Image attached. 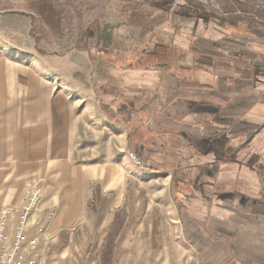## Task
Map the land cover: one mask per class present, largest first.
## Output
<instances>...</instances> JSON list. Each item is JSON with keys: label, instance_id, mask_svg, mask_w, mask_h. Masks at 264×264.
Here are the masks:
<instances>
[{"label": "rangeland", "instance_id": "rangeland-1", "mask_svg": "<svg viewBox=\"0 0 264 264\" xmlns=\"http://www.w3.org/2000/svg\"><path fill=\"white\" fill-rule=\"evenodd\" d=\"M138 13L144 22L135 26ZM210 23L222 24L229 36L263 38L264 0H0V207L20 203L36 186L40 204L50 201L42 210L47 219L66 201H84L90 193L83 207L100 214L120 193L111 179L122 178L127 204L143 195L138 174L149 168L170 175L177 204L187 191L177 184L188 177L187 169L205 166L197 156L217 165L221 154L222 164L240 166L237 140L222 143L219 151L218 143L196 141L186 132L187 114L202 123L215 113L186 102L205 96L203 87L194 96L186 90L159 96L150 71L183 55L177 87L192 83L199 74L190 65L194 54L189 51V59L172 40L175 32L193 39L194 30L207 31ZM142 74L153 80L138 82ZM172 98L181 101L174 111L179 129L169 125ZM259 145L245 151L264 150ZM191 194L202 191L191 185ZM115 209L104 238L111 239L112 251L127 216L126 205ZM251 236L254 242L253 235L237 240L245 253Z\"/></svg>", "mask_w": 264, "mask_h": 264}, {"label": "crops", "instance_id": "crops-1", "mask_svg": "<svg viewBox=\"0 0 264 264\" xmlns=\"http://www.w3.org/2000/svg\"><path fill=\"white\" fill-rule=\"evenodd\" d=\"M138 14L133 21L135 26L144 22V13ZM208 27L207 31L194 30L193 39L189 35L182 39L183 32H175L172 40L178 50L194 54L190 65L199 74L193 76L192 83L177 87L182 80L179 69L184 63L183 55L171 58L169 67L161 61L150 71L155 73L159 96L169 91L175 96L183 90L194 96L201 89L198 87H203L205 96L196 94L198 97L187 98L186 102L215 113L202 123L187 114L186 132L196 141L205 138L218 143L219 151L222 143L237 140L242 147L240 166L230 169L222 164L221 154L217 165L203 155L197 156V162L205 166L203 170L187 169L188 177L177 183L187 191H182L183 201L178 198L177 204L169 191L170 175L150 168L138 174L145 185L138 184L143 195L135 201L128 199L127 204H122V178L119 175L120 180L111 179L117 182L120 193L100 214L83 207L91 193L84 201H66L50 219L43 217L42 210L50 202L45 200L30 217L27 232L28 239L36 240L35 246L27 243V249L39 256V264H101L100 248L112 228L115 212L119 211L115 208L125 205L127 216L112 251V264H264V150L245 151L255 143L264 147V37L229 36L227 29L217 23ZM135 79L153 80L148 74ZM170 104L169 125L179 129L182 125L175 119L174 111H178L181 101L172 98ZM109 179L106 178L105 186L112 183ZM191 185L202 194L192 195ZM18 204L19 199L7 205ZM16 216L17 209L12 224ZM250 235L255 236V241L251 236L249 251L245 253L237 240Z\"/></svg>", "mask_w": 264, "mask_h": 264}, {"label": "built area", "instance_id": "built-area-1", "mask_svg": "<svg viewBox=\"0 0 264 264\" xmlns=\"http://www.w3.org/2000/svg\"><path fill=\"white\" fill-rule=\"evenodd\" d=\"M40 200L41 192L33 186L18 205L0 207V264H39V256L27 249V243L36 245L35 239H28L27 232L30 217L39 209ZM16 209V221L12 224Z\"/></svg>", "mask_w": 264, "mask_h": 264}, {"label": "trees", "instance_id": "trees-1", "mask_svg": "<svg viewBox=\"0 0 264 264\" xmlns=\"http://www.w3.org/2000/svg\"><path fill=\"white\" fill-rule=\"evenodd\" d=\"M112 242L110 238H106L102 244L100 256L101 264H111Z\"/></svg>", "mask_w": 264, "mask_h": 264}]
</instances>
